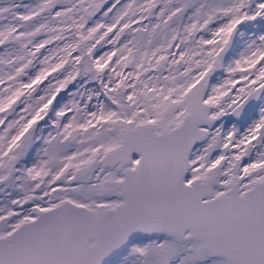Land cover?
Instances as JSON below:
<instances>
[{
	"label": "snow or ice",
	"instance_id": "obj_1",
	"mask_svg": "<svg viewBox=\"0 0 264 264\" xmlns=\"http://www.w3.org/2000/svg\"><path fill=\"white\" fill-rule=\"evenodd\" d=\"M0 264H264V0H0Z\"/></svg>",
	"mask_w": 264,
	"mask_h": 264
},
{
	"label": "rangeland",
	"instance_id": "obj_2",
	"mask_svg": "<svg viewBox=\"0 0 264 264\" xmlns=\"http://www.w3.org/2000/svg\"><path fill=\"white\" fill-rule=\"evenodd\" d=\"M26 3H34L35 0H25Z\"/></svg>",
	"mask_w": 264,
	"mask_h": 264
}]
</instances>
